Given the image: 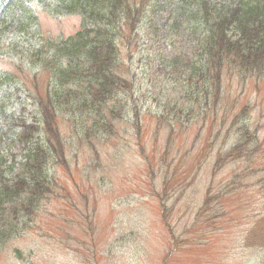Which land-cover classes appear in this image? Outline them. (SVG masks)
<instances>
[{
    "label": "rangeland",
    "instance_id": "rangeland-1",
    "mask_svg": "<svg viewBox=\"0 0 264 264\" xmlns=\"http://www.w3.org/2000/svg\"><path fill=\"white\" fill-rule=\"evenodd\" d=\"M33 13L42 38L65 39L81 26L78 15ZM9 36L0 75L15 80L21 101L31 100L27 92L44 97L49 72L12 52ZM173 44L163 54L179 50ZM229 71H221L214 115L199 122L146 121L135 130L116 122L106 140L73 138L64 159L48 163L49 192L30 228L0 243V264H264V78L239 82ZM151 103L143 113L156 111ZM239 122L253 142L219 160ZM70 123L57 121L64 139Z\"/></svg>",
    "mask_w": 264,
    "mask_h": 264
},
{
    "label": "trees",
    "instance_id": "trees-1",
    "mask_svg": "<svg viewBox=\"0 0 264 264\" xmlns=\"http://www.w3.org/2000/svg\"><path fill=\"white\" fill-rule=\"evenodd\" d=\"M31 1L50 15L80 16V28L66 41L40 37ZM1 5L0 46L10 35L12 52L25 55L33 70L49 72V82L44 97L27 92L33 101L26 99L28 110L26 100L16 96L15 80L0 75V243L30 228L49 192L48 163H60L73 138L85 144L89 134L106 140L116 122H129L133 130L146 121H165L171 129V123L188 118L199 122L215 113L222 69L228 67L239 82L264 78V0H237L227 7L205 0H1ZM162 9L169 17L160 27L156 15ZM178 39L189 56L173 49L163 54ZM137 66L141 72L132 69ZM151 102L156 111L146 118L141 111ZM60 117L71 120L66 139L56 129ZM239 123L227 158L254 140L245 138L247 129Z\"/></svg>",
    "mask_w": 264,
    "mask_h": 264
}]
</instances>
